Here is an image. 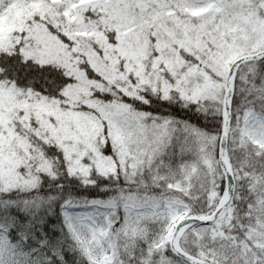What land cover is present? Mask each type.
Returning <instances> with one entry per match:
<instances>
[{
	"label": "snow or ice",
	"instance_id": "6c2138e0",
	"mask_svg": "<svg viewBox=\"0 0 264 264\" xmlns=\"http://www.w3.org/2000/svg\"><path fill=\"white\" fill-rule=\"evenodd\" d=\"M0 264H264V0H0Z\"/></svg>",
	"mask_w": 264,
	"mask_h": 264
}]
</instances>
